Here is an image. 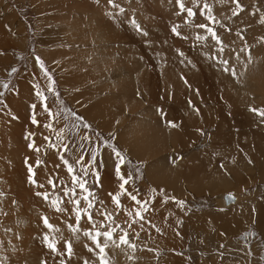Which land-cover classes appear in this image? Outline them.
<instances>
[{
  "label": "rangeland",
  "instance_id": "374dc122",
  "mask_svg": "<svg viewBox=\"0 0 264 264\" xmlns=\"http://www.w3.org/2000/svg\"><path fill=\"white\" fill-rule=\"evenodd\" d=\"M43 1L44 0H0V30H3L4 32L2 35H0V45L2 43H5V45L0 47V53H2L0 54V56L8 58L7 63L2 67L0 66V92L3 93V95L0 96V101H3L4 103L5 98L11 93L18 95V97H25L23 92L18 91L15 93L14 91L18 87L17 81L19 80V77L22 74H25L31 67L30 64L33 63L34 67L41 74L42 79L45 82L44 85L41 83L37 84L39 86L38 90L42 91L47 96V104L49 105L50 110L54 113L60 112V115L58 117L52 119L48 116L47 113L44 112L43 106H41L44 116L35 112L37 120L40 118V120H38L40 121V124L39 126L32 124L31 116L33 114H31L30 109H28L31 108L29 107L31 100H34L36 102L39 99L38 101L41 105L42 102L36 95V90L31 89H29L28 91L32 98L29 100L23 98L24 101L21 104V107L19 105V107L24 111V115L20 120H18V115H16V113L11 110V112H9V119L11 121L9 122L7 114L3 113L1 109L3 103H0V120H7V123H4L0 129V142L3 129H7L11 135H9L8 140L0 144V147L4 148L5 150L4 154L1 155L0 153V264H28V261L26 262V259H30L31 262H36L38 264H41L42 260H46L47 264H60V260L67 257L58 256L56 253L51 252L48 247H45L41 242L42 234L49 235L50 239L62 235L63 239H61L59 243H57V248L60 252L64 251V241L70 240L72 241L73 250L79 248L83 250L82 253L85 256L84 260H88L89 264H99L96 252H89L84 248L85 246H82L83 239L88 241V238L84 236L82 231L74 234L68 227L69 224L75 223V211L73 209V205L64 201L65 208L68 209V211H66L68 222L65 220V218H63L61 213L55 210L52 205V193L55 190L53 191V189H48L49 186H45L46 184L44 181L51 176L52 170H54L55 168L59 171V173L64 172L65 168L62 161L58 159V151L49 148L46 149L45 147L44 133L50 132V129L45 128L44 125L51 123L53 125V128L51 130L55 128L54 132H58L59 130L63 129L64 139L63 141H61V139L59 138V144L61 142L75 144L82 143L79 137L83 134L90 135L91 137L93 135L95 138L92 137V140L96 141V135L94 133L97 132L93 131L92 126L95 125L98 128L102 127H99L85 112L77 107L79 101H81L80 105L83 104V101L81 96H78V92L76 91H78V89H85L86 91H91L94 89H104L105 91L102 90V92H100L99 90V93H101L100 97L107 96L108 94H111V90L108 87L105 88L108 83L109 85L111 83L119 85L122 80L125 81L121 76L122 72L125 70L132 69V74L137 73L138 75H141L142 73H140V71L136 69L139 67L141 70L148 69L147 71H143V73H147V75L152 71V69L158 71V75L155 76H141L144 79H153V86L150 81L145 82L149 85L148 89L146 88L144 83V87L135 86L134 84L133 86L126 85L128 89L134 90L128 91L133 92L132 94H130V96L133 97L131 98L130 103L134 105L135 108H137L140 104L146 105L145 108L147 109L145 110H148L149 112L148 118L152 120L161 119L160 115L157 114L155 110L156 107L151 108V106H149L150 103H155L152 101H158L157 103H155V105L161 102L163 104V106H161L162 110L166 106L164 114L166 118L164 119L167 120L171 119L167 116V110L172 109L174 106L173 102L167 101L168 99L166 101L165 99H163V97H167L166 93L168 89L165 88L166 80H163L164 75L160 71L161 67H166L167 69L176 71V68L179 66L181 69L179 71L177 70L178 74L180 72L182 73L183 71L189 74L190 69L193 68L196 69L193 72L196 71L205 74V72L207 71L208 73L205 74L204 78L210 80L209 75L211 70L203 65V61H205L207 64H209L208 61H210V66H214L213 69L217 68L219 71L218 73L227 75L229 79L230 76L233 77L231 84L233 83L234 87L236 84L235 81L239 77L238 74L245 70L244 64L247 63L241 57L243 56V52H246L245 55H248L250 54V52H252L251 50L256 44L255 38L259 41L264 42V39H262L264 38V24L260 23V19L264 17V0H240L243 6V11L236 10L239 12L238 15L243 16L242 18L253 17L256 19L254 22L255 26H259L260 29H262V32H251L252 35L250 33L247 34L248 30L251 29V24H247L246 21L242 22V20H236V17L238 15H233L235 5L231 3V0H199L201 4L206 2L210 5V15L213 16L216 21H219V23L210 22L207 19L209 13L205 12L202 8L197 9L196 5L192 3V0H183V2L186 7H192L195 11H197V15L195 17H188L186 12H182L178 8L176 0H114L115 4L119 5V8H123L122 12L119 10V8L113 7V5L109 4L108 0H94L96 7L92 2L93 0H90L93 8L89 6L88 3H86V0H45V4H47V6L44 5L43 8L36 9L39 5L44 4ZM60 8L63 9L60 10ZM221 8H226V10H223L220 13L217 10ZM68 14H70L71 22L64 19V16H68ZM78 17L79 19H77ZM74 20H76V22L78 23L80 21V23H83L85 25L84 27H81L83 28L81 30L83 31L84 39L79 38L81 33H74L76 27L78 26L74 25ZM186 20L188 21V24L185 23ZM69 23H71L73 27L66 28L67 24ZM200 23L208 24L209 27L215 29L217 35L223 41V52H219L220 45H217L216 41L211 39L210 36L207 40L204 41H197L195 39L197 34L205 36L208 35L205 30L196 28L194 26L195 24ZM13 24H17V26H20L22 30L24 37L23 46L10 44L6 46L7 42H4L7 41V39H9V41L11 40V37L9 36V28ZM221 24H223L224 27H221ZM137 25H139V28H137ZM173 26H179L178 31L181 32V36H176L172 33L171 29L173 28ZM228 29H231V31H228ZM92 31H95V35L99 37L98 40H95L94 35L91 34ZM145 33H147V35H145ZM184 37L187 38L185 39ZM194 41L197 43H195ZM205 43L207 44L204 45ZM234 43H236V46H234ZM197 46H204L206 48L205 52L210 53L208 61V58L204 57V55L203 57H199L195 50V47ZM38 48L45 49L47 52L50 51L66 54L67 56H71L70 58H74L75 53L77 54L78 52H82V56L89 54L88 61H90L94 56L97 58L98 56L104 54L106 55V57H108V60L103 59L106 60V62L97 64L98 73L87 74L83 70L88 61L80 62L79 64L75 65L73 64L70 67L68 66L67 68L65 67V62H51L47 60ZM242 49L243 51L240 52V50ZM180 52L183 53V56L180 55ZM36 54H38L41 59L44 57L43 59L47 64V67H45L55 80L54 87L56 92L59 94L58 97L47 91L49 81L45 77L40 66L36 63ZM165 54L170 55L171 57L165 56ZM212 55L217 56L218 59L212 60ZM109 56L112 58L115 57L113 58L114 60L112 59L111 61H109ZM237 57H240L241 59ZM70 58H68V60H70ZM224 59H227L230 66L235 70V76L230 75L229 73L222 70L223 66L220 61ZM111 63L116 68H114V66L112 68ZM78 66L80 67V70ZM182 67H185V69H183ZM13 68L16 69L15 72H12ZM61 70L64 73L63 76L61 74ZM97 75L101 78L103 83L106 82V86H104V88H101L100 83L96 81L98 80ZM77 77L84 78L85 84L77 82ZM124 78H129V74H124ZM221 78H219L220 81ZM180 80L183 82V84H181V88H187L189 84L190 86L188 93L194 92L197 94L200 92L204 96L205 100H208L207 97L211 90H209L207 80H204L203 83H201V80H199L198 78L197 80L191 81L189 76L185 77L187 83H185V80H182V76ZM65 81H67L66 84ZM5 83L8 84L7 89L3 87V84ZM113 92L115 93L116 97H121V93H119L118 91L114 90ZM139 94L140 97L138 98L137 95ZM253 94L254 95H252V98H254L253 100H255L256 97L264 95V92H255ZM61 96L64 100H62ZM222 96L224 98L225 95L222 94ZM186 97L189 96L186 95ZM191 100L194 101L193 99ZM121 105L122 108L120 110V113L123 110V115L129 117V120L131 118H135V116H139L138 114L136 115V112L135 114H132V112L129 110L130 108L128 106H124L123 101L121 102ZM192 105L195 104L192 103ZM24 107H26L27 109ZM139 107L137 109H139ZM256 107L264 108V105ZM193 109H195V107ZM173 111H175V109H173ZM1 113H3V115ZM73 113H75V115H73ZM78 113L82 114L83 120L91 125V130L84 129L83 127L76 129L74 127L76 122L73 121L72 118L76 119V116H79ZM68 114L73 117L69 118ZM222 114H224L223 117H225L227 121H240L245 116V113L242 112L241 109L238 110L237 114ZM37 115L41 116L37 117ZM217 115L221 116L219 112H217ZM235 115L238 116L236 117ZM115 122L116 120H114V123ZM214 132L215 130H213L212 128L203 127L202 129H200V132L197 134L196 138L191 142V145L182 149L171 148V150H167L166 152H171L172 154L177 153L181 155V159L180 157H177L180 160H182V158L187 159L190 155L200 152L203 149L209 147L208 145H210L209 143H212V141H210L208 136L210 134H213ZM29 133H34L35 135L32 137H28ZM204 139H206L205 142ZM33 141L36 147L40 148L39 152H36L34 149L28 148V144L32 143ZM2 148L0 149L2 150ZM85 148L89 149L90 143H85ZM1 150L0 152H2ZM59 151L62 152L63 150L59 149ZM55 152L57 153L55 154ZM42 153H44L45 155H43ZM71 154L72 152L66 153V155H70L72 158ZM40 155L42 156L44 163L43 165L37 167L34 161L37 156ZM108 155H111V151H109L108 148H105L102 160L106 166V170L102 173L100 179L102 186L97 188V193L99 195H103V191H106L109 188H105L104 186L108 185L104 183L105 181L106 183H110L111 180H113L108 179L109 175H111V178L115 177L113 163L115 157L114 159H109L110 157ZM163 156L164 154L160 153L156 156L150 157L149 159L141 160L146 161L145 163L147 166L151 161L159 160ZM25 157L31 162L33 171L38 168L37 176L41 180V183H38V181L37 183L43 184V188H40L35 184H33L35 186L30 185L27 181L28 178L30 180V175H32L33 172H29L28 169L30 165L27 164L26 159L25 161L23 160V158ZM154 157H156L155 160H153ZM56 165H59V167H56ZM162 166L163 164L157 165V168H159L161 172L165 171L162 169ZM126 168L130 172L132 180L139 183L141 182L147 189V191L140 193L137 188L135 190L133 187H130L131 191L137 194L138 197L144 200H148V212H150V209L153 207L152 212L145 213V219L146 214L149 219L145 220L143 230L140 229L139 224L133 225V228L130 229L133 234V239L136 240L137 245L139 243H151L152 245L160 248L161 252L158 254V257L156 259V255H153L154 253L149 250L133 249L128 252L125 249L121 248L123 249L122 253L113 255L115 257L112 258L113 264L114 262L116 264H138V258L141 256H151L153 261L155 262L153 264H160L158 263V261L166 255H170V257L172 255V257L174 258L181 259L180 263L175 262L171 264H213L215 262V260L213 259V255L215 253H213V250L222 249L221 247H224V250L227 251V245L234 241V251H232V253L229 252L226 255H235L238 258L239 263L232 264H264V234H262L263 232L258 228V224L255 220L250 222L243 229H246L249 226L255 227L258 234H253L254 236L252 238V241H254L257 246L251 244L252 235H246L245 240L239 238L238 236V238H236V235L230 234V236H233L231 240L227 239L226 237H220L217 238V240H214V237L216 235L218 236V234L213 231H218V229L216 230L213 225L207 222V219H211L212 217L211 220L214 219L213 221L215 222H221L219 223L221 226L225 223V221L219 217L221 215H225V217H227L226 213L228 211V207H220L219 202V196H221V194L225 191L231 190L234 195H240L239 198L241 200H246L244 198H249L248 200L262 203L264 201V179L261 180L259 178H256L253 179V181H249V184L245 181V184H243L239 188H234V186L240 182V179L233 181L231 180L234 185H231L228 188L216 186L217 189L213 191L207 189V187H204L201 188V190L199 189V192H195L192 188L186 186V181L184 179L187 178V174L183 179H179L177 181V188L172 186L162 187V183L171 184L170 180L164 181L163 179L162 182H153L154 180L150 182V180L148 179L150 183L156 186L155 188H150L147 187L148 185L144 182L147 180L145 175L144 177L142 175L144 169L143 163L136 164L131 161L128 163ZM26 175L29 176L27 177ZM61 181H63V179H61ZM58 187L59 186L57 185L56 188ZM144 187L140 189H144ZM153 189H157V192L151 194L150 191H152ZM161 189L163 190V193L167 195V197L172 194L187 196L184 197L185 199H187V203L190 201L192 205H195V207H197L198 205L200 206L197 209H193L191 212H186L184 208L179 210L175 209L177 208L176 205L169 202L171 204V207L174 208V212L179 215L178 219L174 220L175 218H177V215H175L169 207L165 206L166 203L162 201L164 200L163 197H165V195L160 193L159 190ZM179 189L181 192L179 191ZM41 191L48 192L50 195V199L45 201V199H43V196L36 195L37 192ZM77 193L79 194L77 196L79 198V196L82 195V192L81 190H79L77 191ZM191 195H193L194 197L192 198ZM53 196L54 198H57L56 194H53ZM153 196L155 197L154 199ZM150 197L155 201L154 204L150 201ZM122 198L127 204L126 209H131L134 202L129 203L130 201L127 196H122ZM204 205H212L210 207L216 205V207H213V209L201 208ZM85 206L86 205L81 202V207ZM113 208H116L114 204ZM193 212L199 213L197 215H199L200 217L199 222L200 224H202V226L199 225V222L198 224H196V226H194L192 222H189V219L191 218H189L188 220L186 219L187 213L191 215V213ZM206 213H208L209 216ZM41 217H47L51 224H53L55 228L59 229V232L47 229L42 223ZM180 217H183L184 222L178 221ZM206 217L209 218L206 219ZM229 217L232 219H230ZM229 217H227L228 224L231 220V222H233V219H240L239 217H236L234 215L233 217ZM116 219L117 220H115V222L122 223L124 227H127L126 221H131V218L126 216L124 212L122 215L120 213L119 216H116ZM85 220L86 219L82 220L80 228L83 226L84 228L88 229L90 225L88 221ZM147 221H152L153 224L156 225V227L160 228V232H163V235L160 236L159 232L156 231V238L152 237L149 234L148 230V227H152L147 223ZM162 223H164L163 226ZM168 223L170 228H167ZM96 224L98 227L97 220ZM225 225H227V223H225ZM173 226H176L180 232L178 231L177 234H175L173 230V228L175 227ZM194 227L196 229H194ZM211 227H213L212 230ZM243 229H241L240 231H242ZM167 231L169 233H166ZM240 231L235 233L238 234L240 233ZM137 232L144 236L146 239H149L150 242L145 238H142L140 240L137 239L135 235ZM194 234L197 244L193 243ZM33 238H39L43 250H41L38 243L35 242ZM236 239H238V241ZM240 240L243 241V244ZM167 242H170V244ZM168 244L169 246H167ZM171 245L190 247L192 250L187 249L186 256H175L174 254H171L169 250H164L165 248L169 249ZM114 248V246H109L108 250H110V254H115L112 251V249ZM217 255V258L221 259L220 255ZM130 256L132 257L131 259ZM221 256L223 257L225 256V254ZM142 257L140 259H142ZM225 258H227V256L224 257L223 261L226 260ZM218 261L221 262V260ZM66 264H68V262H66Z\"/></svg>",
  "mask_w": 264,
  "mask_h": 264
},
{
  "label": "bare ground",
  "instance_id": "6f19581e",
  "mask_svg": "<svg viewBox=\"0 0 264 264\" xmlns=\"http://www.w3.org/2000/svg\"><path fill=\"white\" fill-rule=\"evenodd\" d=\"M86 1H87L86 3H88V5L93 8L91 1L90 0H86ZM43 2H44V4L39 5L36 9L43 8L44 5L47 6V4H45L46 1L44 0ZM92 2L96 7L94 0ZM62 9L63 8H60V10H62ZM223 10H226V8H221V9H218L217 11L221 13ZM224 16H226V15H224ZM79 17L77 19H79ZM242 17L243 16L238 15L236 17L237 18L236 20L237 21L242 20V22L246 21L247 24H251V29L248 30L247 34H249V33L251 34V32H253V33L262 32V29H260L259 26H257V27L255 26V23H254L256 20L255 18H253V17L242 18ZM64 19L66 21L71 22L70 21V14H68V16H64ZM73 23H75L74 25H76V26L78 25L75 29V32L74 31L73 32L74 33H81L79 38L84 39L83 31L81 30L83 28H81V27H84L85 25L83 23H80V21H79V23L76 22V20H74ZM71 27H73V25L71 23L67 24V26H66V28H71ZM94 32L95 31H92L91 34L94 35L95 40H98L99 37L97 35H95ZM3 33H4L3 30L2 31L0 30V35H2ZM9 36L11 37L10 41H9V39H7V41L3 40L4 42H7L6 46L8 44L16 45V46H18V45L23 46L24 45L23 33H22L20 26H17V24H13L9 28ZM254 36H255V34H254ZM227 40H228V38H227ZM0 41H1V39H0ZM249 42H251V41H249ZM255 42H256V44L252 48V50H251L252 52H250V54L245 55L246 52H243V56L240 55L242 57V59L245 60L248 64L247 63L244 64L245 70H243L242 72H240L238 74L239 77L236 79V81H235L236 84L234 87H233L234 84L233 83L231 84L233 77L230 76V79H231L230 80L227 75H225L223 73H218L219 71L216 68V66H215L216 69H213L214 66L213 67L210 66L211 62L208 61L209 57H210V53L205 52L206 48L204 46L203 47H201V46L195 47L196 48L195 50H196L197 54L199 55V57H203V55H204V57L208 58L207 61L209 62V64H207L205 61H203V65L208 67L209 70H211L210 75H209L210 80L204 78L205 74L208 73L207 71L205 72V74L199 73L196 71L193 72L194 70H196L193 68V69H190L189 74L185 73V71H183L182 73L184 74L185 77L189 76L191 81L197 80V78H198L199 80H201V83H203L204 80H207L209 90H211L210 91L211 93L209 92V95L207 97L208 100L206 101L204 96L200 92L197 94L194 92L188 93V88H181V89L179 88L182 93H187V94L182 95V93L180 92V96H182L183 99L186 97V95L190 96L189 99L192 98L194 100L195 105H187L186 104V105H183L181 107L180 110H181V113L185 116V119H184L185 122L180 124L178 128H171L170 126H168L167 119H164V120L159 119V121H156L155 119H153V120L150 119L151 122L150 121H142V120L139 121V119H147L146 116H140V117L137 116L136 117L134 115L135 118H131L130 120H129V117L125 116V119H122L120 121L119 124L121 127L124 126L127 122L125 130L128 132L127 135H128V138L130 139V142L122 140L121 141V147L124 150H126L130 155H132V157L137 158V159H149L152 156L148 155L147 152L152 150V149L154 150L153 156H156L160 153L164 154V156L161 159L155 160L156 157H154L153 160H155V161H151L150 163L148 162L149 163L147 165V166H149L148 167V175L150 177H155L156 173H157L161 176V179L162 178L164 179V181H168V180L171 181V180L175 179L174 182L172 181L171 183H174L177 186V181L179 179H183L187 174V178L184 179L186 181L185 182L186 186L192 188L195 192H199L201 190V188H204V187H207V189H210L213 191L217 189L216 186H222L223 188H228L229 186L234 185L232 181L237 180V179H240V182L238 184H236L234 186V188L241 187L243 184H245V181L248 182V184H249V181H253V179H256V178H259L261 180L264 179V123H262V118L259 115L250 111L251 106L256 107V106L264 105V95L256 97L255 100H253L254 98H252V95H254L253 93L264 92V42L259 41L256 38H255ZM195 43H197V42H195ZM206 44L207 43H205L204 45H206ZM3 45H5V43H2L0 45V47H2ZM234 46H236V43H234ZM54 48H56V47H54ZM228 48H230V47H228ZM38 49L47 60H49L51 62H65V67H67V68H68V66L70 67L73 64L75 65V64H79L80 62H84V61L89 60L88 59L89 54L82 56L81 55L82 52H78L77 54L75 53V57L70 58L71 56H67L66 54H61L59 52H50V51L47 52L45 49H42V48H38ZM83 51H84V49H83ZM240 52H242V51L240 50ZM87 53H89V52H87ZM101 56H98L97 58L94 56L90 61H88L86 63V66L84 67L83 71L87 74L88 73H91V74L98 73V68H97L98 65L97 64L98 63L100 64L101 62L104 63V62H106V60H108V57H106V55L103 54ZM213 56L214 55H212L211 57H213ZM68 58H70V60H68ZM113 58H115V57H113ZM113 58L109 56V61H111ZM63 59L68 61V62L64 61ZM103 59H106V60H103ZM7 61H8L7 57L0 56V66L1 67L3 65H5L7 63ZM30 65H31V67L29 68V70H27V72L25 74H22L19 77V80L17 81L18 87L14 91L15 93L18 91L23 92L25 97H18V95L11 93L10 95H8L5 98L4 103L2 105V108H1L2 112L7 114L9 122L11 121L9 119V117H10L9 112H11V110L14 111L16 113V115H18L19 119L16 117L18 120H20L22 118V116L24 115V113H23L24 111L20 107H21V104L23 103L24 99L29 100L32 98V96H30V93L28 90L29 89L37 90L34 88L35 85H37L38 83L39 84L41 83L44 85V83H45L42 79L41 74L34 67V64L32 63ZM113 66L114 65L111 63L112 68H113ZM78 68L80 70L79 66H78ZM99 68H100V66H99ZM114 68H116V67L114 66ZM161 68H164V67H161ZM180 69L181 68L178 66L177 70L179 71ZM183 69H185V67ZM177 70H176L177 73L174 75L175 81L173 80V75H172V80H173L172 85H176L177 83L182 84L180 79L178 78V75H177L178 71ZM130 71L133 72L132 69H130ZM139 71L143 75L145 74V73H143V71H145V70L140 69ZM61 74H62V76L64 75L62 70H61ZM140 77L141 76H139L136 73L135 76L131 77V79L140 78ZM219 78H221V81L219 80ZM97 79L98 80H96V81L100 83L101 88H104V86H106L105 85L106 82L103 83L99 76L97 77ZM163 80H166L165 75H164ZM76 81L85 84V82H84L85 79L82 77H77ZM66 82L67 81H65V84H66ZM121 82H123V80ZM166 84H168L167 80H166ZM79 86H81V85H79ZM107 87L111 91L114 88H119V87L121 89L123 88L122 85L120 86V84L118 85V84H114V83L113 84L111 83L110 85L108 83V85L105 88H107ZM99 90L100 89H97V90L94 89L91 91H86L85 89H82V90L78 89V91L75 90L76 92H78L77 93L78 96L79 95L81 96L82 101H83L82 105H80L81 101H79V104L77 105V107H79L83 112H85L91 119H93L95 117H98V118L101 117L103 119L102 121L106 122L107 117H108V112L120 113L121 108L118 106L116 99L113 95H107L104 97H100L101 93H99ZM102 90L105 91L104 89H102ZM102 90H100V92H102ZM204 93H206V92H204ZM222 94L225 95L224 98H223ZM260 94H262V93H260ZM257 95H258V93H257ZM105 97H107V98H105ZM38 100L36 102L34 100H31L29 107H31L33 104H35L36 108L33 109L31 107L28 109H30L31 114H34L36 112L38 114L43 115L42 109H41L42 105L39 104ZM206 102H208V103H206ZM75 103H76V100H75ZM19 105H20V107H19ZM143 106H144V109L142 111L143 114H141V115H145V113H148V110H145V109H147V108H145L146 105H143ZM194 107H195V109H193ZM24 108H26V107H24ZM88 108H90V109H88ZM129 108H127V109H129ZM173 109H175V108H173ZM197 109H198V112H197ZM240 109L242 112L245 113V116L240 121L235 120V119H233L235 121H227V119L225 117H223L224 114H222V113H232V114L235 113V114H237L238 110H240ZM175 111H177V110L175 109ZM135 112H134V114H135ZM217 112H219L221 114V116H218ZM3 113H1V114L3 115ZM120 114L123 115V110L121 111ZM137 114L138 113H136V115ZM169 114H170V111H169ZM40 116L37 115V117H40ZM180 119H181V116H180ZM38 120H40V118ZM157 122H159V125L157 124ZM4 123H7V120L6 121H4V119L0 120V129ZM41 123H42V121H41ZM9 124H11V123H9ZM96 124L99 127H102V128L109 130L106 125L98 124V122H96ZM152 124H156V127L161 126V127L165 128L168 126L169 128H166V130H165L166 134L163 135L161 133L162 128L160 127L159 128L160 132H157L154 135L155 138L151 139V138H149V135L146 134L145 132L143 133L142 130H143V127H145V126L151 127ZM203 127H208V128H212L213 130H215V132L213 134H210L208 136L210 141H212V143H209L210 144V145H208L209 147L203 149L200 152L192 154L190 156L188 155L189 157L187 159L182 158V160H180L182 157L181 155L179 156V154H177V153L172 154L171 152H166L167 150H171V147L180 148L183 145L187 146L189 143H191L196 138L197 134L200 132V129H202ZM1 134H2V137H1L0 144L4 143L6 140L9 139L10 133L7 129L6 130L3 129ZM205 141H206V139H204V142ZM151 143L154 146L161 144V143H163V144L160 146L159 150H156L153 148ZM0 148H2V147H0ZM1 151H2V152H0L1 155L4 154V151H5L4 148H2ZM177 151H179V150H177ZM56 153L57 152H55V154ZM108 156L110 157L109 159H114V158H112V155H108ZM177 157H180V159ZM220 161H221V163H220ZM249 161H251V163H249ZM190 162H192L193 164H189ZM196 162H197V164H196ZM160 164H163L162 169L165 171L161 172L159 169H156V166L160 165ZM110 165H111V163H110ZM164 167H165V169H164ZM174 173H176V174H174ZM241 179H243V180H241ZM100 183H101V181H100ZM117 185H119L118 181H117L115 186H117ZM246 185H247V183H246ZM104 186H105V188H107V187L110 188L111 185H104ZM112 187H111V189H112ZM237 195H234L235 196L234 200H232L230 202L232 204L229 203L227 205V207H228L227 213H229V214L226 213V216L227 217H229V216L233 217V215H234L236 217H239L240 219H238V220L233 219V224H231L232 222H230V225H232L230 227H228L227 225H222V226L220 225V227L218 226V228H217L218 232L219 233L223 232V233H226L227 235H229V234L240 231L241 229L245 228L250 222L255 220L258 224V228L263 232L262 234H264V201L262 203H258V202L253 201V200H248L249 198H244L246 200H241L239 198L240 195H238V196ZM219 199H220L219 200L220 205H222L223 201L221 199V196H219ZM109 202H110V204L112 203L110 200H109ZM259 202H261V201H259ZM106 204H109V203H106ZM210 208H213V207H210ZM249 209H251V210H249ZM206 214H208V213H206ZM208 216H209V214H208ZM194 217L196 218V223L198 224V222L200 221L199 220L200 217L196 213L194 215L188 216V219L189 218L192 219ZM227 217H225V218L221 217V219H223L226 223H228ZM207 218H209V217H206V219ZM211 219H212V217H211ZM211 219H207V222L211 225H216V223L213 222L214 219L213 220H211ZM230 219H232V218H230ZM204 221H206V220H204ZM219 223H221V222H219ZM163 225H164V223H162V226ZM199 225H202V224H200V222H199ZM148 230H149V234L152 237L156 238L157 235L155 233L156 232L155 229L148 227ZM143 232H146V231H143ZM162 233L163 232L159 233V235L160 236L163 235ZM166 233H169V232L167 231ZM160 242H162V241H160ZM167 243L170 244V242H167ZM169 244L167 246H169ZM82 252H83V250L80 248L74 249L71 258L70 259L65 258L66 262H68V264H82L84 257H85ZM141 257L138 258V264H153V263H155L151 256L150 257L145 256V257H142V259H140ZM172 259H173L172 255H171V257H170V255H166L161 260H159L158 263H160V264L170 263L171 264V263H173ZM27 261H28V264L33 263V262H31L30 259H26V262ZM96 263H97V261H96ZM33 264H38V263L35 262Z\"/></svg>",
  "mask_w": 264,
  "mask_h": 264
},
{
  "label": "snow or ice",
  "instance_id": "6c2138e0",
  "mask_svg": "<svg viewBox=\"0 0 264 264\" xmlns=\"http://www.w3.org/2000/svg\"><path fill=\"white\" fill-rule=\"evenodd\" d=\"M178 8L182 12H186L188 17H195L197 15V11H195L192 7H186L183 0H176ZM108 3L113 5V7L119 8V5L115 4L114 0H108ZM192 3L196 5L197 9L202 8L205 12L209 13L207 16V19L210 22L213 23H219V21H216L213 16L210 15L211 13V7L208 3H200L199 0H192ZM231 3L235 5V9L233 10V15H238L239 11H243V6L240 2V0H231ZM119 10L122 12L123 8H119ZM135 23V22H133ZM186 24H188V21H185ZM260 23L264 24V17L260 19ZM196 28L203 29L208 34L205 35H196L197 41H204L207 40L210 36L211 39L216 41L217 45H220L219 52L224 51L223 47V41L220 39V37L217 35V32L214 28L209 27L208 24L200 23L194 25ZM179 26H173L171 29L172 33L176 36H181V32L178 31ZM221 27H224L223 24H221ZM137 28H139V25H137ZM228 31H231V29H228ZM147 35V33H145ZM185 39L187 37H184ZM264 39V38H262ZM243 51V49L241 50ZM2 54V53H0ZM180 55L183 56V53L180 52ZM239 58V57H237ZM36 63L40 66L41 70L43 71L45 77L48 79L49 84L47 86V91L52 93L54 96H59V94L55 90V80L53 79L52 75L48 72V70L45 67L44 61L37 56ZM212 59L217 60V56H213ZM222 64V70L224 72L229 73L230 75L235 76L236 72L235 70L230 66L229 61L227 59H224L220 61ZM16 69L13 68L12 72H15ZM185 83L187 81L185 80ZM3 87L5 89L8 88V84H3ZM36 90V95L40 98L43 106V110L45 113L48 114V116L52 119H55L60 115V112H52L49 108V105L47 104V96L42 92L39 91L38 85L34 86ZM3 93L0 92V96H2ZM0 103H3V101H0ZM33 109L36 108V105L33 104L31 106ZM250 111L256 113L262 118V122H264V108L259 107H250ZM198 112V109H197ZM75 115V113H73ZM15 118V117H14ZM76 119L80 121V123L75 124L74 127L76 129H79L80 127H83L84 129L91 130V125L88 124L83 120L82 117L76 116ZM31 122L34 125L39 126V121L36 118V114L34 113L31 116ZM168 125L171 128H178L179 125L175 123L174 121H169ZM45 128L52 129V124L48 123L44 125ZM34 133H29L28 137L34 136ZM96 141L92 140V137L87 134H83L79 137L80 141L82 143L75 144V143H63L61 142L59 145V149H62L63 151H59L58 145L56 143H53L49 137L45 136L44 140L47 142L46 147L57 150L58 151V159L62 161L63 165L66 166L67 173L71 176V185H74L75 187L64 185L63 183L60 184L61 190L63 192L64 197H68L67 203H70L73 205V209L75 211V224H69L68 227L71 229V231L75 234L81 231V228L79 227L80 221L83 219H86L90 225V227L86 230H84L83 234L84 236L90 238L91 240V246L86 245L89 252H96L99 264H109V261L107 259V251L106 249L109 248V246H114L115 248H121V246H125L128 248L135 249L136 245L131 242L129 239V229L133 228V225L139 224L140 228L144 229V222H145V213L148 212V201L144 200L140 197H138L137 194H134L132 191H130L126 186L129 184L130 180L132 179L131 174H127L123 171V166L125 164V157L122 154L121 151H119L115 145L111 144L110 141H105L100 137L99 133H96ZM57 136L63 141L64 135H63V129L59 130L57 132ZM26 137V138H28ZM110 139L112 137L110 136ZM98 142V143H97ZM85 143H91L94 146L91 149L85 148ZM28 147L30 149H34L36 152L40 151L39 147H36L34 141L32 143H29ZM110 148L112 154L114 155V175L117 177L119 181V190L115 193H109L113 204L124 211L125 215L131 218V221H126L127 227H122L120 224H117L115 222V215L114 213L108 212L106 209L97 207L96 204L93 203V201L90 199L91 196H94V193L87 187L88 180L85 179V177L92 175L94 178V182L102 186L100 183V172L99 168L103 166V160L100 158L101 156V148ZM74 149V151H73ZM72 152V158L69 160V158L65 155L66 153ZM43 161L37 160L36 165L39 167ZM251 163V161H249ZM77 166H79L80 171H77ZM56 167H59V165H56ZM29 172L32 173L33 169L31 166H29ZM30 180L33 184H36L37 181L32 180L30 176ZM48 184L52 187L53 191L57 187V181L54 180L52 177L48 178ZM40 188H43V184L38 185ZM77 189L81 190L82 193H87L85 195H82L80 198H76L79 194L77 193ZM153 193L157 192V189L152 190ZM161 194L163 193V190H159ZM37 196H43L45 200L50 199V195L48 192H37ZM165 195L164 202L166 203L168 199H172L176 202L178 206L183 208L185 201L184 200H176L175 197H167ZM121 196H127L132 202H134L133 207L131 209H126L123 203L121 202ZM155 197L153 196V199ZM230 198H233L230 196ZM81 200L85 202V207H81ZM64 203L63 199L57 198L52 200V205L55 208L57 212L64 213L68 211L67 208L61 207V204ZM103 204V201L100 202ZM96 209L95 214L91 209ZM118 214V213H117ZM95 215H99L103 218V221H106L107 223L101 224V227H103L105 230H101V227H97L96 221H95ZM42 223L45 225L47 229L55 230L56 232H59L58 228H55L53 224L49 222V219L47 217H41ZM147 223L155 229V231L160 232V228L156 227V225L151 224V221H147ZM119 233V235H117ZM136 237L139 238V233L137 232ZM44 241L47 243V247L50 249L51 252L56 253L58 256H64L68 259L71 258L73 254V246L72 241L65 240L64 241V251L60 252L57 248V243L61 239H63L62 235L54 237L50 239L49 235L45 234L43 236ZM132 257H130L131 259ZM41 264H47L46 260H42ZM60 264H66L65 259L60 260ZM83 264H89L88 260H85Z\"/></svg>",
  "mask_w": 264,
  "mask_h": 264
},
{
  "label": "crops",
  "instance_id": "0c3cea01",
  "mask_svg": "<svg viewBox=\"0 0 264 264\" xmlns=\"http://www.w3.org/2000/svg\"><path fill=\"white\" fill-rule=\"evenodd\" d=\"M176 54V53H175ZM174 54V55H175ZM163 55V54H162ZM174 55H172V56H174ZM165 56H170V55H166L165 54ZM171 57V56H170ZM138 71L140 70V67L139 68H136ZM176 69H178V67L176 68ZM148 69H146L145 71H147ZM135 71V70H134ZM160 71L162 72V74H164L165 75V77H166V80L168 81V84H166V82H165V84L166 85H168V86H166L165 85V88L166 89H168L167 90V97L166 98H164L163 97V99H165V101L167 100V101H171V102H173L174 103V106H173V108H175L177 111H173V108L172 109H170V110H167V116H168V118H171L170 120H168V121H174L175 123H177L178 125H180V124H182L183 122H185V116L181 113V107L183 106V104L184 105H192V103L194 104V101H192L191 99H189V97H185L184 99H183V97L182 96H180V89H181V84H176V90H175V85H172L173 84V80H174V75L177 73L176 71H174V70H170V69H167V68H161L160 69ZM141 73V72H140ZM124 74H129V78H124ZM135 74L136 73H131V71L130 70H126V71H123L122 72V77H123V79L125 80V81H123V82H121V83H119L120 84V86L122 85V89L119 87V88H114L112 91H111V94H108V95H113L114 97H115V99H116V102H117V104H118V106L120 107V108H122V105H121V102L123 101L124 102V106L126 107V106H128V107H130V111L132 112V114H134V112L136 111V113H138V115L139 116H146L147 117V119H139V121L140 120H142V121H150V119L148 118L149 117V112L148 113H145V115H141V114H143V109H144V106L143 105H138V107H139V109H137V108H135V106L134 105H132L131 103H130V101H131V98H133V97H131L130 96V94H132L133 92H128V91H134V90H130V89H128L127 87H126V85H130V86H133V84L135 85V86H139V87H144L143 86V83H144V85L146 86V88H149V85L148 84H146L145 82L146 81H150L151 83H152V86H153V79H150V78H142V77H144V75H147V73H145L144 75L143 74H139L140 76H142V77H140V78H134V79H131V77H133V76H135ZM181 74L182 73H179V74H177L178 75V78L179 79H181ZM149 76H155V75H158V71L157 70H155V69H152V71L148 74ZM147 75V76H148ZM172 75H173V80H172ZM183 76H184V74H183ZM175 81V80H174ZM181 81V80H180ZM170 82H171V84H170ZM181 83L183 84V82L181 81ZM113 84V83H112ZM189 84H188V90H189ZM180 88V89H179ZM114 90H116V91H118L119 93H121V97L119 98V97H116V95H115V93L113 92ZM123 90V91H122ZM173 90H175V91H173ZM182 93V92H181ZM183 94H185V93H182V95ZM163 95V94H162ZM138 96V98L140 97V94L139 95H137ZM170 98V99H169ZM135 99V98H134ZM140 100V99H139ZM120 102V103H119ZM152 102H155V103H157L158 101L156 100V101H152ZM155 103H150V105L149 106H151V108H154L155 106H163V104L161 103V102H159L157 105H155ZM135 104V103H134ZM143 106V107H142ZM124 107V108H125ZM166 107V106H165ZM169 111H170V114H169ZM158 114V113H157ZM180 116H181V119H180ZM112 119V120H111ZM122 119H125V116H123V115H121L120 113H118V112H108V117H107V120H106V122H103L102 120V118L100 117V118H98V117H95V118H93L92 120L96 123V122H98V124H101V125H106L107 126V128L109 129V130H107V129H105V128H98V127H96L95 125H93L92 123V125H93V127H95L97 130H98V133L99 134H101L100 135V137L102 138V139H110V136L112 137V138H114V141H115V143L117 144V146H119L130 158H131V160L130 161H133L134 163H136V164H140V163H143L144 164V169H143V177H144V175H145V177H146V181H144L145 182V184H147L148 186L147 187H150V188H155L156 186L154 185V184H152V183H150L151 181H153V182H155V181H163V178L161 179V176L159 175V174H157L156 173V176L155 177H150L149 175H148V167L149 166H146V161H142L141 159H137V158H134V157H132V155H130L126 150H124L122 147H121V141L123 140V141H129L130 142V139L128 138V132L125 130V127H126V125H127V122H126V124L124 125V126H120V121L122 120ZM161 119H163V117H161ZM114 120H116V122L114 123ZM156 121H159V119H157ZM151 122V121H150ZM157 124L159 125V122H157ZM120 126V127H119ZM169 126V125H168ZM161 127L162 128V131H161V133L163 134V135H165L166 134V128H169V127ZM119 127V128H118ZM160 127H156V124H152V126L150 127V126H145V127H143V130H142V132L144 133H146V134H148L149 135V138H151V139H154L155 138V134L157 133V132H160L159 130V128ZM110 129H113V130H110ZM145 129V130H144ZM115 130V131H114ZM92 137L93 138H95L93 135H92ZM153 137V138H152ZM163 143H161V144H158V145H153L152 143H151V145L153 146V148L154 149H156V150H159L160 149V146L162 145ZM189 145H191V143H189L187 146H189ZM187 146H182V147H180L179 149H182V148H186ZM171 148H173V147H171ZM104 149H105V147H102V153H101V159H102V156H103V152H104ZM174 149V148H173ZM147 154L148 155H150V156H152L153 157V155H154V150L152 149V150H150V151H148L147 152ZM189 164H193L192 162H190ZM196 164H197V162H196ZM156 169H159V168H157V166H156ZM99 170L101 171V174H100V179H101V176H102V173L106 170V166H105V164H104V162H103V166L102 167H100L99 168ZM123 170H126V168L123 166ZM108 179H113V180H111V182L110 183H106V181L104 182L105 184H108V185H111L110 186V188L109 189H107L106 191H103V195H99V202H98V204L100 205L101 203V201H103V203L104 204H106V203H109V204H107V205H110V202H109V200H110V198L108 197L109 196V193H113V192H115L116 191V188L118 187V185L117 186H115L116 185V183H117V181H118V179H117V177H112L111 178V175H109V177H108ZM143 179V178H142ZM142 179H141V181H142ZM150 180V182H149V180ZM194 179V178H193ZM175 180V179H174ZM174 180H172L173 182H174ZM108 181V180H107ZM172 181H170V182H172ZM133 182V186H136V187H139V188H143L144 187V184H142L141 182L139 183V182H135L134 180H130V182H129V184L127 185L128 187H132L131 186V184L130 183H132ZM118 183H119V181H118ZM113 186V187H112ZM163 186H172V187H176L177 188V186L174 184V183H171V184H164V183H162V187ZM99 187H101V186H99ZM111 187H112V189H111ZM144 191H147V189L144 187V189H141L140 190V193H143ZM179 191H180V189H179ZM150 193L152 194L153 193V191H150ZM105 194V195H104ZM150 199V201L154 204L155 203V201L153 200V199H151V197L149 198ZM161 199V198H160ZM163 199L165 200V197H163ZM162 200V199H161ZM164 200H162V201H164ZM111 201V200H110ZM148 201V200H147ZM169 202H171V204H175L176 205V207L177 208H175V209H177V210H179V209H182V208H180V206H178L175 202H173L172 201V199H168L167 200V202H166V204H165V206H167V207H169L173 212H174V208L173 207H171V204L169 203ZM112 204V203H111ZM203 205V204H202ZM203 207V206H202ZM201 207V208H202ZM153 208V207H152ZM152 208L150 209L151 211L150 212H152ZM211 209L210 208V206H207V207H203V209ZM103 209H106L107 211H110V210H112L110 207H108L107 206V208H103ZM195 209H197V208H195ZM213 209V208H212ZM184 210H186V212H191L193 209H191V210H189V209H186V208H184ZM150 212H148V213H150ZM174 214L175 215H177L175 212H174ZM195 214V212H193V213H191V215H194ZM196 214H199V213H196ZM190 214H188L187 213V217H186V219L188 220V216H189ZM190 215V216H191ZM178 216L179 215H177V218H175L174 220H177L178 219ZM203 217V216H202ZM220 217V216H219ZM181 218V219H180ZM179 218V220L178 221H183L184 222V219H183V217H180ZM221 218V217H220ZM222 218H225V215H223L222 216ZM147 219H149L148 218V216H147V214H146V219L145 220H147ZM169 221V220H168ZM189 222H192L193 224H194V226H196V218L194 217V218H192V219H190V221ZM214 223H216V225H213L215 228H216V230H217V228H218V226L220 227V224L218 223V222H215V221H213ZM230 222L231 221H229V224L227 223V226L228 227H230V226H232V225H230ZM172 223V222H171ZM226 223V222H225ZM225 223L223 224V225H225ZM151 224H153V222L151 221ZM231 224H233V222L231 223ZM155 225V224H154ZM202 226V225H201ZM173 227H175V228H173V230H174V232H175V234H177V232L179 231L178 229H177V227L176 226H173ZM167 228H170L169 227V223H168V225H167ZM212 228L213 227H211V230H212ZM194 229H196L195 227H194ZM180 232V231H179ZM213 232H216L217 234H218V236L216 235L215 237H214V240H217V238H220V237H226L227 239H230L231 240V238L233 237V236H230V235H237V233H232V234H230L229 236H226L227 234L226 233H223V232H218V231H213ZM132 233V232H131ZM140 233H141V231H140ZM139 233V240L140 239H142V238H145L144 236H142L141 234ZM155 233H157V232H155ZM159 233H161V232H159ZM212 234V233H211ZM257 234H258V232H257ZM179 236H180V233H179ZM259 236V235H258ZM146 239V238H145ZM195 239H196V237H195V234H194V240H193V243H195V244H197L196 243V241H195ZM147 241H149L150 242V240L149 239H146ZM229 240V241H230ZM237 241H238V239H236ZM235 242V241H234ZM234 242H232V243H229L227 246V251H229V252H231L232 253V251H234V248H235V243ZM242 244H243V242H242ZM252 245H256L257 246V244L256 243H254V241H252V243H251ZM221 245H222V243H221ZM198 246V245H197ZM245 247H246V245H245ZM178 248V246H173V245H171L170 247H169V249L168 248H165V250H169V252L171 253V254H174L175 256H186V254H182V253H180V252H177V251H174V249H177ZM222 249H220L221 251L224 249V247H221ZM172 249V250H171ZM138 250H149V251H152L154 254L153 255H156L155 256V258L157 259V254H158V250H160V248H158L157 246H155V245H152L151 243H147V244H142V243H139V246H138ZM214 250H216V249H214ZM218 250V249H217ZM213 253H215L214 255H213V259L215 260V262L213 263V264H232V263H239L238 262V258L235 256V255H225V256H227V258H225L226 260L225 261H223L224 260V257L225 256H223V257H221V262H219L218 260V258H217V252H213ZM232 257V258H231ZM172 261H173V263H180L181 262V259L180 258H174L173 257V259H172Z\"/></svg>",
  "mask_w": 264,
  "mask_h": 264
},
{
  "label": "built area",
  "instance_id": "2783aa9c",
  "mask_svg": "<svg viewBox=\"0 0 264 264\" xmlns=\"http://www.w3.org/2000/svg\"><path fill=\"white\" fill-rule=\"evenodd\" d=\"M44 144H45V147H46V145H47V142L46 141H44ZM46 149H48L47 147H46ZM50 149V148H49ZM42 154H44V153H42ZM45 155V154H44ZM46 158V157H45ZM38 177V176H37ZM50 177H52V178H55L56 180H58V181H61V179H63V181H61L64 185H68V186H72V187H75L74 185H71V177H69L68 175H67V173L64 171V172H62V173H59V171L55 168L54 170H52V174H51V176ZM65 177H67V178H65ZM38 180H39V183H41V180L38 178ZM45 182V184H46V180L44 181ZM55 191L57 192V195L59 194L60 195V197L62 198H64V201L65 202H67L68 201V197H64V195H63V192H62V190H61V188L60 189H55ZM77 191H79V189H77ZM65 202L64 203H62V206L61 207H64L65 208ZM107 204H98V207L99 208H107ZM96 210V209H95ZM96 212V211H95ZM60 213V212H59ZM62 214V216H63V218H65V220H67V216H66V212H64V213H61ZM98 218H101V216H99V215H96ZM66 231V230H65ZM34 239V238H33ZM35 240V242H37L38 243V245H39V247L41 248V250H43L42 249V247H41V244H40V241H39V239L37 238V239H34Z\"/></svg>",
  "mask_w": 264,
  "mask_h": 264
},
{
  "label": "water",
  "instance_id": "95a60500",
  "mask_svg": "<svg viewBox=\"0 0 264 264\" xmlns=\"http://www.w3.org/2000/svg\"><path fill=\"white\" fill-rule=\"evenodd\" d=\"M221 196L223 197V203H225V204L231 200H234V198H235L234 194L231 192L223 193ZM230 196L233 198H230Z\"/></svg>",
  "mask_w": 264,
  "mask_h": 264
}]
</instances>
